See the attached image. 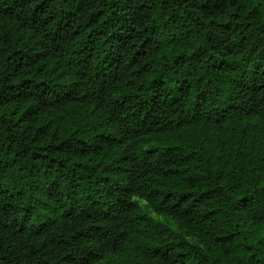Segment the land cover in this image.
Returning <instances> with one entry per match:
<instances>
[{"label": "trees", "instance_id": "1", "mask_svg": "<svg viewBox=\"0 0 264 264\" xmlns=\"http://www.w3.org/2000/svg\"><path fill=\"white\" fill-rule=\"evenodd\" d=\"M264 264V0H0V264Z\"/></svg>", "mask_w": 264, "mask_h": 264}, {"label": "rangeland", "instance_id": "2", "mask_svg": "<svg viewBox=\"0 0 264 264\" xmlns=\"http://www.w3.org/2000/svg\"><path fill=\"white\" fill-rule=\"evenodd\" d=\"M100 264H120V263L116 258L109 257V258L105 259L103 262H101Z\"/></svg>", "mask_w": 264, "mask_h": 264}]
</instances>
